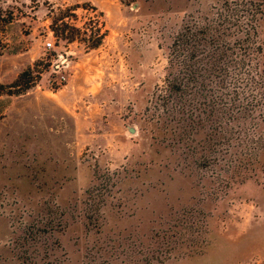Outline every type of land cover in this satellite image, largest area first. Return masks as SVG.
Returning a JSON list of instances; mask_svg holds the SVG:
<instances>
[{"label":"rangeland","instance_id":"374dc122","mask_svg":"<svg viewBox=\"0 0 264 264\" xmlns=\"http://www.w3.org/2000/svg\"><path fill=\"white\" fill-rule=\"evenodd\" d=\"M223 5L0 0V84L38 76L0 95V264L264 262V16L238 68Z\"/></svg>","mask_w":264,"mask_h":264},{"label":"trees","instance_id":"16d2710c","mask_svg":"<svg viewBox=\"0 0 264 264\" xmlns=\"http://www.w3.org/2000/svg\"><path fill=\"white\" fill-rule=\"evenodd\" d=\"M219 15L224 22L231 24V27L235 26V29L242 31V33L237 35L231 43H226L224 46H227L225 50L230 49L232 51L229 61H234L235 66L238 68L244 67L251 59L249 51H251L252 48L250 44L256 43L257 41L258 22L264 16V0H224L223 13H220ZM103 37L104 33H98L89 47L96 48L101 43ZM217 44L223 47L222 42L221 44L220 42ZM257 47H259V45ZM255 50L256 49H253L252 51ZM259 52L260 51H258V53ZM262 55L264 56V46ZM35 66L36 64L34 67ZM34 67H28L26 70L22 71L12 83L8 85L0 84V95L4 92L9 94H19L30 88L36 82V78L38 77L37 75L32 76ZM244 73L247 75V79L255 84L254 87L260 86V77L258 80H254V76H250L248 70L244 71ZM27 76L29 78L28 80H26ZM263 99L264 93L261 92L257 102L263 101ZM256 264H264V262Z\"/></svg>","mask_w":264,"mask_h":264},{"label":"built area","instance_id":"2783aa9c","mask_svg":"<svg viewBox=\"0 0 264 264\" xmlns=\"http://www.w3.org/2000/svg\"><path fill=\"white\" fill-rule=\"evenodd\" d=\"M45 45L47 46V47H51L52 46V43L50 42V41H47L46 43H45ZM61 66H63V64H61V65H57V68H58V70H60V67ZM62 78H64L62 75H61V79Z\"/></svg>","mask_w":264,"mask_h":264}]
</instances>
